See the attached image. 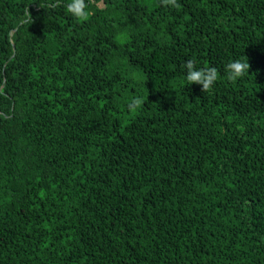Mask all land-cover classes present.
I'll use <instances>...</instances> for the list:
<instances>
[{"label":"trees","instance_id":"trees-1","mask_svg":"<svg viewBox=\"0 0 264 264\" xmlns=\"http://www.w3.org/2000/svg\"><path fill=\"white\" fill-rule=\"evenodd\" d=\"M67 2L0 0V264H264V0Z\"/></svg>","mask_w":264,"mask_h":264},{"label":"clouds","instance_id":"clouds-1","mask_svg":"<svg viewBox=\"0 0 264 264\" xmlns=\"http://www.w3.org/2000/svg\"><path fill=\"white\" fill-rule=\"evenodd\" d=\"M165 3L171 6H176V0H165ZM66 11L76 19H83L87 15L86 0H68L66 4ZM187 74L185 79L189 84H200L202 86V91L210 89L213 87L217 80V68L209 67L206 70H193V63L191 61L187 62ZM249 70V65L242 63L238 60L231 61L225 65V75L229 81H234L240 78L245 72ZM138 101L133 100L129 107L137 104Z\"/></svg>","mask_w":264,"mask_h":264}]
</instances>
